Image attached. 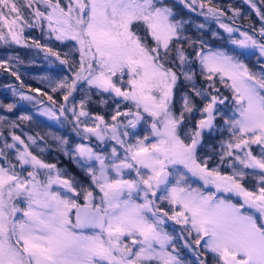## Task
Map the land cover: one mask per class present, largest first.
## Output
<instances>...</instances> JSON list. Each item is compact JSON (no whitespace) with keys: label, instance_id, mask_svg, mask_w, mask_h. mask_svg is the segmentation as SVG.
<instances>
[{"label":"snow or ice","instance_id":"snow-or-ice-1","mask_svg":"<svg viewBox=\"0 0 264 264\" xmlns=\"http://www.w3.org/2000/svg\"><path fill=\"white\" fill-rule=\"evenodd\" d=\"M247 2L261 21L251 34L233 26L239 9L228 24L212 0H181L230 34L237 47L227 51L185 35L189 21L166 0H0V42L69 66L71 78L50 81L59 99L43 93L51 102L43 115L71 117L83 140L115 142L105 154L49 134L89 177L83 184L34 154L32 146L47 150L39 133L0 130V264H191L180 247L195 264H264V12ZM28 30L75 43L61 58L39 39L29 44ZM253 50L258 71L241 59ZM0 69L20 79L7 59ZM109 102L108 118L88 110ZM141 124L147 134L135 131ZM169 221L183 227L177 232Z\"/></svg>","mask_w":264,"mask_h":264},{"label":"rangeland","instance_id":"rangeland-1","mask_svg":"<svg viewBox=\"0 0 264 264\" xmlns=\"http://www.w3.org/2000/svg\"><path fill=\"white\" fill-rule=\"evenodd\" d=\"M168 2H174V0H166ZM178 1L183 8L187 9L183 3H181V0H176ZM254 2L257 4L258 8H261V11L264 12V6L260 4V0H254ZM213 5L219 7L220 9L224 10L227 14L226 16L221 17L222 23H228V24H233L232 17L234 15L232 9H239L240 11V16L236 18L238 21L243 17V19L246 22H250L251 26H254L255 29H259L261 27V21L259 16L256 14V10L251 7V5L247 2V0H212ZM230 6V7H229ZM200 9L197 7L196 10V20L198 19V25L200 24H205L204 29L198 28V25H196V29L194 31L195 37H200L204 40H206L209 44V47L212 48H222L227 51H231L232 49H235L237 46L233 45L229 41V33L225 32L224 29L219 27V23L211 18H205L204 16L200 15ZM253 14V15H252ZM251 17V18H250ZM255 18V21L253 20ZM182 19V18H181ZM186 20V19H182ZM236 22V21H235ZM234 27H238L241 32L247 31L249 34L252 33V27L251 29L248 28H242L237 26L236 24L233 25ZM213 33H217V36H213ZM185 35L191 36L190 30H185ZM232 38L234 39H242L238 33H233L231 34ZM193 38V37H192ZM194 39V38H193ZM75 43V42H73ZM238 51H247V50H239ZM255 51V55L248 56L247 58L241 57V59L246 63L250 69L253 71H258L259 70V63L257 60V57L259 56L258 50H253ZM0 57L2 60H8V64L12 65L13 67H19L20 70H23L25 73L27 72L26 70L28 69L29 66L27 64H30L31 62L19 58L20 61H23V63L18 62L16 59H8L9 57H18L17 55L13 53H5L1 54ZM250 63V64H248ZM32 64V63H31ZM198 68V65L194 66ZM69 69L68 65H65V69ZM39 73L35 74L32 73L31 77L37 79L41 84H43L46 87H49L51 89V84L50 81H58L63 79L64 77H69L71 78L70 74H65L64 72L61 71H55L53 73L49 69H43L41 71H38ZM185 86L183 84L178 85V88L176 90L173 103L176 107V110L179 111L180 108V94L185 91ZM40 91L43 92H49V95H53L51 91H46L41 89ZM42 93V92H40ZM227 95V93H225ZM76 96L77 100L81 97L82 93L77 92L74 93ZM71 99V98H70ZM10 103L4 104L0 103V116L6 117V121L4 123V126H0V130H3L5 132V135L7 136L9 131H14L17 135H21L22 138H26L24 134L27 135H32L36 136L37 133H39L40 136L44 137V141L41 142L38 140V143H40L41 147H45L47 145V150L43 153H40L35 146H32V150L34 154L40 155L42 159H44L48 163H54L57 165L58 168L63 169L66 171V173L70 177H74L77 181L83 183V184H88L90 183L89 177L85 175L84 171L76 164V162L73 159H70L69 156H66L63 152L58 150V142L52 141L51 134H55L56 136H61L64 137L69 141L70 144L75 145L76 143H88L91 144L92 146L98 147V151L102 153H108L111 149V146L115 143L114 141H106V142H98L93 138L92 140H83L82 137H78L76 135V132L73 127V123L71 122V117L69 118L68 121H64L63 118H61L62 122H58L56 120H53L49 118L48 116L43 115V109L48 107V106H43L35 111V115H32V112H15L13 109L12 111L7 110V105ZM113 105L111 102L107 106L101 107L97 104H91L88 108V110L93 113V114H101L105 115L106 118H108V113L106 110L112 109ZM124 107V106H122ZM22 115H28L31 116L32 119L30 121H21L19 119L20 116ZM200 117L198 115H195L193 117L192 123L194 124L196 120H198ZM15 121L16 124L19 125V127L10 129L7 127V124ZM218 123H222V121L218 118ZM138 134L144 135L147 134L145 130H142V124L138 126V128L135 130ZM225 135H227L225 133ZM71 136V138H69ZM220 135L217 134L215 136H206L205 140L206 142H211L215 143L220 139ZM9 142H11V138L9 137ZM206 151V149L202 150ZM197 186V185H194ZM208 190H214L211 187ZM159 195V193H158ZM169 225H173L176 229L177 232L181 230L183 227L182 225H175L173 221L168 222ZM168 227V225H166ZM172 228H169V231H171ZM180 254L181 257L187 261H191V264L195 263V259L193 257V254L189 252L187 249L180 247Z\"/></svg>","mask_w":264,"mask_h":264},{"label":"trees","instance_id":"trees-1","mask_svg":"<svg viewBox=\"0 0 264 264\" xmlns=\"http://www.w3.org/2000/svg\"><path fill=\"white\" fill-rule=\"evenodd\" d=\"M169 5H171L174 9V11L177 13L178 19H186L185 21H189L188 24H186L185 29L190 30L191 36L195 39L194 31L196 29V25H198V19L196 20V13L192 12L190 9H185L181 4L174 0V2H168ZM253 15V14H252ZM251 18V17H250ZM255 21V18H253ZM235 24L242 28H248L251 29L250 22H246L243 17L236 20ZM252 30V29H251ZM25 36L29 37L28 43L31 44V38L39 39L42 44H48V46L52 47L55 51L60 52L61 58L64 57V53H67L70 51L72 45H74L73 42H66L61 43L55 40L48 41L46 37H43L42 34L39 32V30H28L25 32ZM5 53H13L17 55L19 58L27 60L31 62L30 64H27L28 69L25 73L23 70H20L19 67H13L12 65L8 64L12 67L13 70L18 71L20 74V79L17 80L16 77L12 76L10 72L5 71L4 69H0V103H10L14 104L15 107L13 110L15 112H32L31 116H34L35 111L43 106H49L51 103L47 100V97L43 95V91L40 92H34L32 89H43L46 91H51L49 87L44 86L41 84L37 79L32 78V73H39L38 71H41L43 69H49L53 73L55 71H61L65 74H70L71 72L69 69H65V65L60 64L58 60L55 59V57H52L50 55L46 56L45 52L36 49L34 47L32 48H26L18 45H11L6 46L2 42H0V55ZM75 58H78V54L73 53L72 54ZM0 60L2 58L0 57ZM250 64V63H248ZM21 82H23V86L21 85ZM15 89V92L13 91ZM23 92L25 95H30L36 97V100L28 101L23 100L20 98L19 93ZM52 92V91H51ZM49 93V92H48ZM54 98L59 99V93H52ZM37 100L42 101L41 103H37ZM3 110V109H1ZM0 110V112H1Z\"/></svg>","mask_w":264,"mask_h":264},{"label":"flooded vegetation","instance_id":"flooded-vegetation-1","mask_svg":"<svg viewBox=\"0 0 264 264\" xmlns=\"http://www.w3.org/2000/svg\"><path fill=\"white\" fill-rule=\"evenodd\" d=\"M106 112H110V110H106ZM145 128H146V126L142 124V130H145ZM69 138H71V136Z\"/></svg>","mask_w":264,"mask_h":264}]
</instances>
